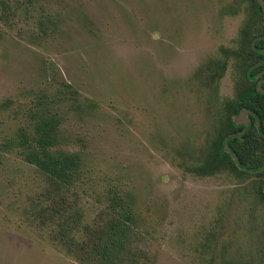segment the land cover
Masks as SVG:
<instances>
[{
  "label": "rangeland",
  "instance_id": "obj_1",
  "mask_svg": "<svg viewBox=\"0 0 264 264\" xmlns=\"http://www.w3.org/2000/svg\"><path fill=\"white\" fill-rule=\"evenodd\" d=\"M252 10L247 0H0V264H80L34 216L44 185L17 146L22 134L37 141L32 105L67 85L76 98L57 105L50 152L82 157L88 213L119 188L134 195L152 264L260 261L264 207L245 191L256 177L194 172L237 82L234 61L212 84L208 66L239 47Z\"/></svg>",
  "mask_w": 264,
  "mask_h": 264
},
{
  "label": "trees",
  "instance_id": "obj_2",
  "mask_svg": "<svg viewBox=\"0 0 264 264\" xmlns=\"http://www.w3.org/2000/svg\"><path fill=\"white\" fill-rule=\"evenodd\" d=\"M247 1L252 3L253 10L240 31L239 47L223 49V59L212 61L208 66L207 82L212 84L223 77L230 60L234 61L237 82L234 98L224 104L215 129L216 138L194 172L205 176L224 172L235 176L240 183L255 176L256 181L245 191L251 189L255 201L264 207V94L257 88L260 81L257 75L264 72V53H261L264 51V11L256 0ZM255 39L258 40L254 48ZM76 94L67 85L53 97L44 95L37 100L29 112V117L37 122V141L33 144L27 135L20 136L17 146L21 156L44 185L43 195L33 203V214L42 228L51 227L54 242L80 264H152L149 232L136 213L134 195L111 188L105 206L88 213L78 192L82 157L50 152L57 146L59 136L57 105L76 98ZM242 110L252 112L249 128L232 121ZM243 130L242 137L228 140L230 152L225 150L226 139ZM257 239L260 261L252 264H264V229L259 231Z\"/></svg>",
  "mask_w": 264,
  "mask_h": 264
},
{
  "label": "water",
  "instance_id": "obj_3",
  "mask_svg": "<svg viewBox=\"0 0 264 264\" xmlns=\"http://www.w3.org/2000/svg\"><path fill=\"white\" fill-rule=\"evenodd\" d=\"M258 4H260L263 8V11H264V0H256ZM258 39H255V41L253 42V47L255 48V42L257 41ZM261 53H264V51H261ZM262 74L259 75V77H261ZM264 82V80H262L261 82L258 83V91L260 93H263L264 94V88L262 87V83ZM252 114V112L250 110H242L239 114H237L235 117H234V122L238 125H242V126H245L246 128H249L250 126V118L249 116ZM245 134V130L241 131V132H238V133H234V134H231L228 139H226L225 141V150L229 151V147H228V140L229 139H233L235 137H242L243 135ZM233 159L234 161L237 163V165H239V162L237 160V157L235 155H233Z\"/></svg>",
  "mask_w": 264,
  "mask_h": 264
},
{
  "label": "flooded vegetation",
  "instance_id": "obj_4",
  "mask_svg": "<svg viewBox=\"0 0 264 264\" xmlns=\"http://www.w3.org/2000/svg\"><path fill=\"white\" fill-rule=\"evenodd\" d=\"M260 74H262L261 77H259ZM260 74L257 75V78L260 79L259 82H261L262 80H264V77H263V76H264V72H262V73H260ZM259 82H258V83H259ZM258 83H257V86H258ZM263 84H264V82L262 83V85H263ZM262 87H263V86H262ZM263 88H264V87H263Z\"/></svg>",
  "mask_w": 264,
  "mask_h": 264
}]
</instances>
